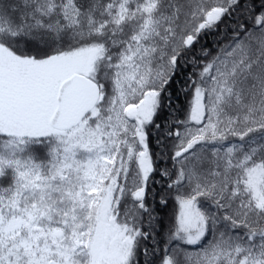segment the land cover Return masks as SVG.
Segmentation results:
<instances>
[{"label":"snow or ice","instance_id":"snow-or-ice-1","mask_svg":"<svg viewBox=\"0 0 264 264\" xmlns=\"http://www.w3.org/2000/svg\"><path fill=\"white\" fill-rule=\"evenodd\" d=\"M0 264H264V0H0Z\"/></svg>","mask_w":264,"mask_h":264}]
</instances>
